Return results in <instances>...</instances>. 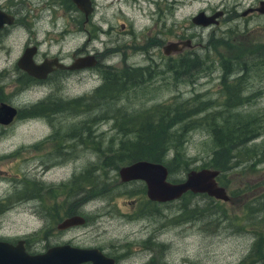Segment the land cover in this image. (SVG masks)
<instances>
[{"label": "rangeland", "instance_id": "obj_1", "mask_svg": "<svg viewBox=\"0 0 264 264\" xmlns=\"http://www.w3.org/2000/svg\"><path fill=\"white\" fill-rule=\"evenodd\" d=\"M116 1L109 5V0H94L89 40L81 34L79 43L81 49L97 51L99 63L115 67L119 74L122 46L148 37V32L152 36L156 29L150 3ZM173 1L178 5L172 11L177 21L202 9L224 13L217 25L206 30L207 74L205 78L198 75L193 88L189 81H177L168 87L156 80H143L121 91L111 90L95 109L83 111L77 107L75 113L63 110L28 118L33 107L24 106L31 98L29 94L20 95L17 85L15 108L22 118H16L9 128L0 127V241L15 244L22 240L29 254H39L73 237L75 245L107 248L126 242L140 244L148 233L157 241V257L166 264H238L244 258L247 263L264 254V63L255 59L257 47L264 45V16L241 17L237 7L240 0ZM246 1L256 4L260 0ZM26 2L31 8L30 24L50 21L46 15L39 19V0ZM21 7H25L24 2ZM41 11L45 14V9ZM23 29L16 33L15 55L27 36H23ZM247 53L252 55L249 62L242 61L251 64L248 72L238 69L223 82L236 81L245 101L227 110L223 105L221 64L223 59L232 61ZM138 61L133 55L128 62ZM99 70L76 75L79 81L76 76L70 77L63 85V96L81 95L98 87L102 72L108 69ZM170 102L206 104L189 106L194 111L191 119L168 129L167 152L161 162L167 167V181L182 182L189 171L203 168L219 170V184L230 203L191 192L172 202H149L141 181L120 183V166L103 165L104 158L124 139L114 126L115 116H140L150 113L151 105ZM162 108L157 115L165 110ZM168 108L174 115L176 107ZM236 113L239 119L228 120ZM121 121L125 120L118 124ZM225 124L245 126L247 137L241 142L232 134L223 153L215 145L212 129ZM73 130L76 140L65 137ZM54 131L59 132L58 138L49 141ZM60 145H64L61 150L56 147ZM73 206L85 224L67 232L57 231L56 225L71 214ZM125 249L136 250L132 246Z\"/></svg>", "mask_w": 264, "mask_h": 264}, {"label": "flooded vegetation", "instance_id": "obj_2", "mask_svg": "<svg viewBox=\"0 0 264 264\" xmlns=\"http://www.w3.org/2000/svg\"><path fill=\"white\" fill-rule=\"evenodd\" d=\"M111 1L112 0H109V5ZM118 1L119 0L116 2ZM141 1L150 3L154 8L153 15H155V21L153 28H155L156 31L152 36L148 32V37L130 40L122 46L121 71L119 77L116 81L112 82L107 79L110 85L106 87H110L109 91L112 90V92H115L121 91L133 84L141 83L143 80H148V82L156 80L160 85L167 84L168 87L175 86L177 81H189V84L193 88L198 75L199 78H205L207 74V41L204 42L203 40V38L207 36L206 30L218 24V20L224 15L223 11L217 10L208 13L206 9H202L196 13L190 14L186 20L177 21L173 17L174 14L172 11L176 10L178 5H176L173 0ZM164 1L168 4L165 5ZM261 1L264 0H260L254 4L246 0H240L237 4L240 11L239 15L241 17L251 15L264 16L258 14L254 10ZM21 2L25 3L24 8L21 7ZM39 3V19L42 15H46L50 21L36 25L29 23L31 17L28 11H30L31 8L26 0H0V20L2 19V23L0 22V54H3V57L0 58V62H3V65L0 66V106L5 105L15 109V115L12 121L7 125H0V127L4 129L12 126L16 118H22L19 110L15 108L17 85L20 87V95L29 94L31 98L24 107H46L42 111V115L47 116L49 114L50 116L53 112L60 113L63 110L67 112L73 111L75 113L77 107H95V92L99 88L106 89L105 79L104 76H102V82L98 86L99 88L95 87L81 95L74 94L70 97L67 93L66 96H63V85L70 80V77L87 71L91 72L97 70L100 72L99 69H104V67L111 73H118L115 71V67L102 65V61L99 63V56L97 55L99 53L97 51L89 52L88 49H81L80 47L79 37L81 34H86L87 40H89L88 25L90 24V17L95 10L94 0H86V8H84L83 11L79 10L72 0H39ZM169 4L174 8L169 7ZM43 9H45V14L41 11ZM57 10L59 12H57ZM199 12L203 13L205 16H211L216 12H221V16L216 19L215 25L202 27L191 22V19ZM64 13H66L67 16L61 18ZM145 16L148 17L146 12ZM59 21L62 22L60 23ZM45 26H49L50 28H45ZM22 28H25L22 32L23 36H27L17 56L15 55L17 46L15 45L14 47V44L16 33ZM119 28L123 30L124 26L120 24ZM24 37H22V39ZM168 45H174L176 51H169L165 54L168 51L165 47ZM197 47L200 48L199 51H195ZM24 51L28 52L27 56L33 66H35L34 68H39V75H43L42 78L30 76L17 66V62ZM133 55H137L140 61L137 63H129L128 61ZM85 57L93 58L94 65L92 67L83 69L70 68L77 59ZM79 77L80 76H76L74 78L78 80ZM164 104L165 103H160L156 105ZM64 107H66V109H64ZM27 117L31 118L32 116L28 115ZM72 132L73 133L70 134L66 133L65 137L76 140L77 133L74 130ZM58 133L59 132L54 131L53 134L48 137L49 141L51 139L54 141L55 138H58ZM244 139L245 136L243 135L239 137L241 142ZM80 144L83 145V142L81 141ZM56 147L61 150L64 145ZM60 152L63 153V151ZM217 171L218 173L214 181L218 187H221L218 180L221 171ZM132 182L137 181H130L127 183ZM221 188L224 190V187ZM258 190L262 191L261 188H258ZM200 195H203L205 198H212L205 193ZM215 201L220 202V200ZM221 203H230L229 197L227 201H221ZM73 216L81 217L75 214L74 206L71 214L63 218L59 223ZM82 219L83 223L80 225L78 224L66 229L56 230L63 233L76 229L85 224L84 218ZM73 239L74 237L67 241H60L56 246L67 245L73 248L96 250L105 260L102 257H97L94 259L95 264H126L125 262L127 261H131L129 264H166L161 262L157 257L155 252L157 241L152 235H148V233L140 244L126 242L122 244V246L111 244L107 248L75 245ZM130 246L134 247L136 250L130 252L129 249H125ZM123 250L128 251L130 254L125 255L122 252ZM126 256H129L130 260H126ZM245 261L246 259L244 258V260L240 261L238 264H261L264 262V254L247 260V263H245ZM81 264H92V261H86Z\"/></svg>", "mask_w": 264, "mask_h": 264}, {"label": "water", "instance_id": "obj_3", "mask_svg": "<svg viewBox=\"0 0 264 264\" xmlns=\"http://www.w3.org/2000/svg\"><path fill=\"white\" fill-rule=\"evenodd\" d=\"M72 1L79 10L83 11L86 8V0ZM254 10L258 14L264 15V1L259 2L257 8ZM220 16L221 12H216L211 16H205L199 12L191 19V22L202 27L215 25L216 19ZM165 49L168 50L165 54L169 51H176L174 45H168ZM27 55L28 52L24 51L17 62V66L30 76L42 78L43 75H39V68H34L35 66L30 62ZM93 65V58L85 57L77 59L70 68L83 69L92 67ZM14 115V108L1 105L0 125L4 126L10 123ZM217 173V171L209 169L189 171L182 182L172 184L167 181L166 167L159 163L140 160L123 165L117 170L120 183L141 181L145 186L146 199L158 203L178 200L187 192L205 193L215 200L227 201L228 197L225 191L223 188L218 187L214 181ZM82 223L83 219L81 217L73 216L58 223L56 229L62 230ZM97 257L101 258L102 256L96 250L73 248L67 245L52 246L47 248L43 253L29 254L25 251L22 240L16 241L15 244L0 241V264H81L86 261H92V264H95L94 259ZM261 264H264V262Z\"/></svg>", "mask_w": 264, "mask_h": 264}, {"label": "trees", "instance_id": "obj_4", "mask_svg": "<svg viewBox=\"0 0 264 264\" xmlns=\"http://www.w3.org/2000/svg\"><path fill=\"white\" fill-rule=\"evenodd\" d=\"M257 53L255 54V59L260 63H264V45H260L257 47ZM252 57L250 53H247L243 56H238V58L227 61L223 59L224 64H221V84L223 86V93L225 96L224 107L228 110V108L236 107L242 104L245 99L241 98L242 90L237 86L236 81L224 84L227 79L234 71L241 69L243 72H248V67L251 65L250 63H244L247 59ZM246 58V59H245ZM242 59L244 61H242ZM247 62H249L247 60ZM242 67H236L237 65H241ZM103 76L105 79V87L106 83H108L107 79L111 82L116 81L118 79L119 74L116 72H103ZM110 85V84H109ZM114 88V87H113ZM110 87L106 89L99 88L95 92V107H80L83 111L85 109L93 108L95 109L100 105L99 102L104 101L107 98V95H110L109 91ZM113 93V92H112ZM119 93V92H118ZM110 97V96H108ZM243 99V100H242ZM240 101V102H239ZM186 102V101H185ZM185 102L175 103H165L164 105H156L152 106V110L150 113H144L143 115L137 116L133 114L131 115H117L114 117V126L117 128V131L122 134L124 138L119 142L116 149L112 151V154L104 158L103 165L107 166H123L129 164L131 162L145 160L149 162L162 164V160L165 157L168 146V129L171 125L176 124L180 121H185L187 119H191L192 109L190 107H198L199 105H189L185 104ZM206 103H200V106L205 105ZM160 106V107H157ZM199 106V107H200ZM163 107V108H162ZM168 107H176L174 115L171 113ZM46 107H33V109L28 113L29 116H35L42 114V111ZM165 109L159 115H157L159 109ZM66 109V107H64ZM168 109V110H167ZM194 112V111H193ZM236 118L239 119V114H231L228 117V120L236 121ZM119 120L121 121L119 124ZM138 120L140 122H138ZM133 124V125H130ZM135 125V127H134ZM245 126H234V125H222L219 127H214L212 129L213 138L215 141V145L218 146L221 152L227 151V146L230 143V136L234 134V136H245ZM131 135V137L129 136ZM247 136H245L246 138ZM92 165L91 167H94ZM222 168L221 166H219ZM167 168V167H166ZM170 172V170H169Z\"/></svg>", "mask_w": 264, "mask_h": 264}]
</instances>
